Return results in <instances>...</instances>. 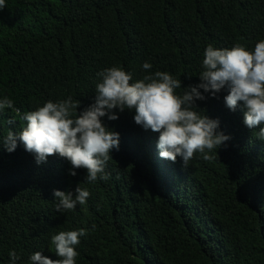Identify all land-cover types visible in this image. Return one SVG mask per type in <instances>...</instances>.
Returning a JSON list of instances; mask_svg holds the SVG:
<instances>
[{
    "label": "trees",
    "instance_id": "1",
    "mask_svg": "<svg viewBox=\"0 0 264 264\" xmlns=\"http://www.w3.org/2000/svg\"><path fill=\"white\" fill-rule=\"evenodd\" d=\"M260 39L264 0H5L0 95L21 113L69 95L81 107L98 71L119 65L136 80L145 61L185 88L199 83L206 45L251 48ZM224 95L196 105L231 139L217 160L194 153L187 167L159 158L158 134L134 126L127 110L105 119L119 134L107 181L85 183L83 169L69 176L55 154L37 166L19 142L11 153L0 147V264L10 250L17 264L35 251L55 259L50 235L80 228L88 231L76 264H264V141L239 108L224 106ZM13 116H0V137L22 126L18 118L3 123ZM77 183L89 192L85 205L54 211L53 189Z\"/></svg>",
    "mask_w": 264,
    "mask_h": 264
},
{
    "label": "clouds",
    "instance_id": "2",
    "mask_svg": "<svg viewBox=\"0 0 264 264\" xmlns=\"http://www.w3.org/2000/svg\"><path fill=\"white\" fill-rule=\"evenodd\" d=\"M5 0H0V10ZM144 74L133 80V74L119 65L96 73L94 92L81 107L71 95L55 102L47 100L33 110L21 113L7 95H0V116L10 110L22 126L7 130L0 137V147L13 152L18 142L39 166L55 154L69 164L68 175L76 169L85 172L84 182L107 181L105 172L110 152L119 149V134L108 128L125 110L132 113L134 126L146 134L157 133L155 148L161 159L187 167L194 153L205 161L217 160V149L231 139L219 130L218 119L209 118L197 108V101L215 98L224 92V106L229 111L239 108L242 123L248 129L259 128L255 138L264 141V39L247 48L239 43L230 48L204 47L198 74L199 83L181 88L178 78L167 71H149L152 65L141 64ZM180 89L181 91H177ZM80 107V108H79ZM79 108V109H78ZM78 109V110H77ZM115 110V111H114ZM56 212H72L85 205L89 192L78 183L70 191L53 189ZM85 228L58 231L50 235L55 259L35 251L28 256L29 264H76L75 250ZM8 264H17V251L7 253Z\"/></svg>",
    "mask_w": 264,
    "mask_h": 264
}]
</instances>
